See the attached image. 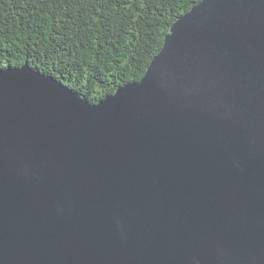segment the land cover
<instances>
[{
	"label": "water",
	"instance_id": "obj_1",
	"mask_svg": "<svg viewBox=\"0 0 264 264\" xmlns=\"http://www.w3.org/2000/svg\"><path fill=\"white\" fill-rule=\"evenodd\" d=\"M0 264H264V0H200L96 103L0 67Z\"/></svg>",
	"mask_w": 264,
	"mask_h": 264
},
{
	"label": "trees",
	"instance_id": "obj_2",
	"mask_svg": "<svg viewBox=\"0 0 264 264\" xmlns=\"http://www.w3.org/2000/svg\"><path fill=\"white\" fill-rule=\"evenodd\" d=\"M200 0H0V67L32 68L96 103L139 80Z\"/></svg>",
	"mask_w": 264,
	"mask_h": 264
}]
</instances>
